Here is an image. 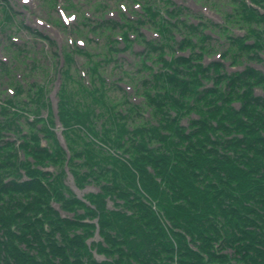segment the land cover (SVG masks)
Instances as JSON below:
<instances>
[{
    "label": "trees",
    "instance_id": "1",
    "mask_svg": "<svg viewBox=\"0 0 264 264\" xmlns=\"http://www.w3.org/2000/svg\"><path fill=\"white\" fill-rule=\"evenodd\" d=\"M253 32L256 45L236 40L233 52L255 51L250 58L258 60L264 30ZM153 50L164 67L154 74L145 66L152 77L139 83L147 92L143 107L154 109L158 121H144L137 131L130 120L142 113L116 112L102 91L83 93L71 107L64 91L68 141L79 131L69 143L75 179L102 184L88 196L91 205L67 194L64 169L56 177L38 168L49 161L64 166L59 145L51 152L26 142L21 148L33 158L26 161L11 145L0 146V264H264V98L253 94L264 75L252 67L213 74L190 59L175 65L162 57L163 47ZM205 78L216 87L202 89ZM110 130L121 142L108 137ZM22 170L30 181L13 177ZM51 201L75 217L63 219ZM93 219L102 241L92 248L106 257L101 262L88 245Z\"/></svg>",
    "mask_w": 264,
    "mask_h": 264
},
{
    "label": "rangeland",
    "instance_id": "2",
    "mask_svg": "<svg viewBox=\"0 0 264 264\" xmlns=\"http://www.w3.org/2000/svg\"><path fill=\"white\" fill-rule=\"evenodd\" d=\"M38 2H37V4H36V6L35 7H33L37 12H41V14H42V12H44V11H49L50 13L53 11V9H52V3H51V0H37ZM66 1V0H65ZM79 1L80 0H72V2L74 3V4H78L79 3ZM85 1H87L88 3H90V2H93L94 1V4L93 5H91L88 9H86V11L87 10H94V7H96V2L97 3H99V0H85ZM39 2H41V4L39 3ZM214 2H216V4H217V6L219 7V9L222 11V12H224V10H225V12L228 14L229 12L228 11H226V9H225V7H222L221 5H223L224 3L226 4L227 2H226V0H220V1H214ZM231 2L232 1H230L229 3V5H228V7L230 6V7H232V5L233 4H231ZM98 5V4H97ZM40 7H44L42 10H41V8ZM222 7V8H221ZM1 9H2V7H0V11H1ZM79 11H80V13L82 12V10L79 8ZM1 13L2 12H0V17L1 16H4V18L3 19H6V16L5 15H1ZM230 14V13H229ZM237 17L238 16H236L235 18L237 19ZM51 20H53V21H56V14H51ZM1 19V18H0ZM14 19H15V24L17 25L18 24V27L20 26L21 28H22V25H23V22H22V20H20V19H18V18H16V17H14ZM14 19L13 18H11V21H14ZM235 19V20H236ZM232 24V23H231ZM243 25V24H242ZM230 26H232V25H230ZM239 27V26H238ZM242 27V26H241ZM243 27L245 28V31H247L248 29H250V28H253V26H248V25H243ZM71 29H73V28H71ZM102 29L103 30H106L107 31V27H102ZM89 30V27H87V28H85V27H81L80 29H78V31L81 33V35H85L86 33H87V31ZM67 32H70L73 36H74V32L73 31H71V30H67ZM252 34H254L253 32H251ZM96 35H99V32H96L95 33ZM225 34H226V31H225V33H224V36H225ZM23 35L29 40V42L30 43H32V44H36V46H38V48H39V50L40 51H42V49H41V46H40V44L41 43H43L42 41V39L40 38V37H38V36H35V35H33V34H31L30 32H27L26 30H24V33H23ZM22 35V36H23ZM250 36V35H249ZM3 37V36H2ZM77 37V34L75 35V39H77L76 38ZM252 37V36H251ZM78 38H82V39H84L83 37H78ZM2 43L4 42V41H1ZM91 46L92 47H90L89 49H88V51H92L93 53H95L96 52V49H99V46H95V44H91ZM101 47V49L104 51V49H106V47L104 46V45H101L100 46ZM223 49H224V47H222ZM244 54H245V52H244ZM86 55V54H85ZM87 56V55H86ZM86 58H88L89 59V57L87 56V57H84V59L83 60H85ZM84 62V61H83ZM114 61H112V62H110L109 64H108V66L107 67H105L106 69H107V71L108 72H111V73H117L118 71H120L122 68L123 69H125V70H128L129 71V73H135V71H136V67H138V66H136L135 68H133V67H131V68H127V65H123V64H121V63H118L117 61H116V63L114 64L113 63ZM87 66V64H85L84 65V67H86ZM184 69V68H183ZM90 74V73H89ZM80 75H81V73H79L78 72V70H76V68L75 69H71V71L70 72H67L66 74H65V77H64V79L66 80V86H67V88L69 89V91H71V93L74 91V90H78V84L75 82L76 81V79L77 78H79L80 77ZM136 76V75H135ZM137 77V76H136ZM140 80V79H139ZM138 80V81H139ZM207 82V83H211V84H213L214 82L212 81V79H206V80H204V82ZM227 81L228 80H224V81H222L221 82V87H222V90L224 91V92H227L228 90H227V88H225L226 87V83H227ZM214 87H216V86H214ZM131 92H133L134 93V91H131ZM136 93V92H135ZM140 94H143V95H145L147 92L146 91H144L143 89H141V91L139 92ZM253 94H255V96H257V97H259V99H262V98H264V86L263 85H259L258 86V88H257V92L256 93H253ZM136 95V97H132V100L134 101V102H137V101H141L142 100V98H140V96H139V94L138 93H136L135 94ZM107 98H112L114 101H115V104L117 105V110H116V112L117 111H119L118 110V107H123L125 110H126V102L128 101V96H127V94H125L122 90H120L119 88H116V87H114L113 85H111L109 88H108V93H107V95L105 96V100L107 99ZM47 104H48V106L50 105V100L49 99H47ZM237 104V103H236ZM241 105V104H240ZM48 106L44 109V114H48L49 113V111H47L48 110ZM103 108H104V106L103 105H101ZM238 106V105H237ZM105 109V108H104ZM136 110L137 109H135L134 107H132V109L130 110V112L131 113H133L134 115H136L135 113H137L136 112ZM143 110H144V112H145V114H144V116H138V117H136L137 118V120H134V121H132V120H130V122L132 123V125H134V129L137 131V130H139L140 128H143V126H141L142 124H143V122L144 121H147L148 122V119H146V118H144V117H147V116H149L150 115V121H158V114H156L155 113V111L151 108V107H147V108H143ZM132 116V115H131ZM159 117L161 118V116L159 115ZM167 117H165V119H166ZM163 119V118H162ZM184 119H187V116H185V118ZM184 119H181V121H183V123H188V121L187 120H184ZM125 128H126V126H125ZM98 133H99V135L101 136L102 135V128H101V126L100 125H98L97 127H95L94 128ZM103 133H104V131H103ZM119 133V131H117V132H113V131H111L110 130V132L108 133V137H112V138H115V140L116 141H118V142H121V139H117V137L116 136H114L115 134H118ZM130 136V134L129 133H127V134H125L123 137L124 138H128ZM74 139H76V141H77V137L76 138H74ZM149 138H147V140H148ZM153 141H151V144L152 145H157V144H159V143H157L158 141L157 140H154V138L152 139ZM83 142V144L85 143V140H83L82 141ZM76 151H79V150H76ZM107 152V150H105V154H107L106 153ZM123 155H125V154H123ZM57 172L56 171H54V170H52V172H51V174H56ZM58 175H59V173H57ZM57 175V176H58ZM73 175H68L67 176V179H66V183H67V185H68V189L70 188V190L74 193V194H77L78 192H81V193H83L82 195L83 196H85L86 198H88V196H90V195H92V194H95V193H97V192H99L100 191V189H101V187H102V184L100 185V184H98V182L97 181H92V182H83V184L82 183H78L77 182V180H75L74 181V178L72 177ZM103 178H100L99 179V181L100 180H102ZM77 183V184H76ZM78 190V191H77ZM85 192V193H84ZM81 195H79V197H80ZM112 204V203H111Z\"/></svg>",
    "mask_w": 264,
    "mask_h": 264
}]
</instances>
